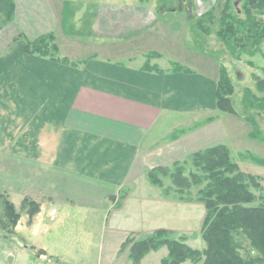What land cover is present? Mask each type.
Masks as SVG:
<instances>
[{"label":"crops","instance_id":"obj_1","mask_svg":"<svg viewBox=\"0 0 264 264\" xmlns=\"http://www.w3.org/2000/svg\"><path fill=\"white\" fill-rule=\"evenodd\" d=\"M198 1L203 11L214 5ZM14 3V19L0 28V192L23 208L26 222L24 200L40 208L36 221L17 229L27 246L0 243L2 261L133 264L124 245L159 229L186 236L194 248L204 203L174 197L149 173L174 169L217 145L263 156L264 148L250 139L245 119L217 108L219 62L178 31L189 5ZM47 35L69 62L24 51ZM48 208L51 216L72 219L61 222L65 236L76 242L87 236L93 257L51 252L43 223ZM193 210L200 212L196 230ZM166 257L161 247L140 264H162Z\"/></svg>","mask_w":264,"mask_h":264},{"label":"trees","instance_id":"obj_2","mask_svg":"<svg viewBox=\"0 0 264 264\" xmlns=\"http://www.w3.org/2000/svg\"><path fill=\"white\" fill-rule=\"evenodd\" d=\"M223 4L221 14L217 13L218 6L213 7L196 24L202 31L211 32V26L219 25V35L227 48L238 50L258 49L264 40V23L258 17L264 15V0H245L242 12L245 17L240 18L231 11L234 5L229 0ZM0 12L4 14L6 23L11 22L15 16L14 0H0ZM217 14V15H216ZM210 26H207V24ZM55 40L53 35H47L35 42L27 43L24 51L37 53L42 56H51L39 52V47L44 46L46 39ZM55 46V43H54ZM220 79L217 86V108L224 113L241 116L234 108L231 96L234 93L232 83L222 66ZM257 89L264 93V83L258 82ZM249 121V117L241 116ZM250 122V121H249ZM252 131L251 136H254ZM194 163L209 174L210 182L201 192L200 202L206 207L201 235L205 242L204 249H194L182 240H164L160 235L174 234L173 231L159 229L148 237L139 241L130 238L124 248L130 247L129 258L133 264H140L144 256L151 251L168 246L169 255L162 264H183L191 260L201 264H264V204L250 206L257 198L249 185L260 187L255 183V177L245 176L238 171L235 163L231 161L230 149L226 145L210 147L193 156ZM179 166V165H177ZM181 168V167H180ZM171 171L169 168L160 167L149 173L154 184L162 186L158 177L161 172L170 176L177 190L191 186V181L179 173V169ZM171 171V172H170ZM181 171V169H180ZM228 176L226 173L233 174ZM197 180L193 184H201L199 176L191 175ZM247 181L250 183H247ZM23 207L29 209L30 219L39 212V204L30 199H25ZM21 213L16 210L9 196L0 192V229L10 231L17 226ZM129 244V245H128Z\"/></svg>","mask_w":264,"mask_h":264},{"label":"rangeland","instance_id":"obj_3","mask_svg":"<svg viewBox=\"0 0 264 264\" xmlns=\"http://www.w3.org/2000/svg\"><path fill=\"white\" fill-rule=\"evenodd\" d=\"M96 1H102V0H96ZM146 3H155L156 5H167V4H183V5H189L190 11H185L182 15L183 17H178V31L179 33L182 31L186 32V39L191 40L192 44H194V47L197 49V51H201L202 53H205L206 56L211 57L212 59H215L219 62L220 71L222 66L225 67L226 74L228 75L230 82L232 83L234 93L231 96L232 104L234 105V108L238 114L241 116L249 117V121L246 120L249 124V128L254 131V136H251L250 139H253L261 144V148H264V93H261L257 89L258 82L264 83V40L261 42V45L258 49L252 48L249 50H238V49H232L227 48V46L222 42L220 35L218 33L219 31V25L211 26V32L207 33V31H202L201 28H199L196 24L197 20L202 18V15L205 14L207 11L212 9L215 6H218L220 3V7L217 8V13L221 14L223 4H226V0H214V5L208 7V10L203 9L206 6H201L200 2L198 0H142ZM231 5H234L233 8H236L237 10L231 9L234 14L236 12L239 13V17L243 18L245 17L244 13L242 12L243 4L245 3V0H229ZM194 7V11L192 10ZM164 13V11H162ZM217 15V14H216ZM190 19V20H189ZM258 19L264 23V15L258 17ZM8 24L5 21V16L3 13L0 12V28L3 27V25ZM207 26H210L208 23ZM182 33H180L181 36ZM56 40V38H55ZM51 41L50 39H46L44 41V46L39 47L38 51L42 53H46L47 55H53L55 57H59L60 60L70 61L69 58H66L63 56L62 52L60 51V48L56 41ZM55 43V46H54ZM221 73H219V79H220ZM218 79V81H219ZM3 94V92H2ZM238 116V117H241ZM243 118V117H241ZM244 119V118H243ZM230 149V148H229ZM230 158L233 163L236 164L238 171L240 173H243L245 176H251L255 177V183L258 184L260 187L252 186L249 183V188L252 191V193L257 197L260 198L263 196L262 199H256V201H253L250 206H256L260 205L261 203L264 204V156L258 155L256 153H239L234 152L230 149ZM181 167V168H180ZM176 168L179 169V173H183V176H185L187 179L191 181V186L188 188H184L183 191L177 190L178 187L175 186V184L172 182L170 176H166L159 173L158 177L162 181V186L166 187V189L169 190V192L174 191L175 193L172 194L174 197L184 200H190L194 202H199L201 197V192L206 189V186L210 182L209 174L205 172L203 169H200L197 167L194 163L193 157L180 164L179 166H176L174 169H170L171 171L175 170ZM170 171V172H171ZM237 172L233 174L226 173L228 176H234ZM191 175H196V177L199 176V179L201 180V184H193L196 183L197 180L192 178ZM25 209V208H24ZM27 209V212L29 214V209ZM17 210V209H16ZM48 212L44 213L43 216V223L45 225V228H48L50 230L47 235H49L50 241L48 240V245H46L48 248H50L51 252L56 255L60 256H88L91 255L88 253L90 251L88 243H86V239H88L87 236H81L79 237L81 239L80 242H76L73 239H76L72 235L65 236V232L67 228H65V224L61 223L62 221H70L72 219H63L61 220V215L58 216H51L50 208H48ZM18 212H23V220L21 222V218L19 222L17 223V226L12 228L10 231L7 232L0 229V243H8V244H17L18 246L25 247L28 245L27 240L24 238V236H21L17 229L20 225L21 229H27L28 224H32L33 220L36 221V214L26 222L28 216L27 213H24L23 208L20 207ZM20 212V213H21ZM200 215V212L197 210H193V220L194 223L192 224V228L196 230L195 228L200 225H198L197 220L198 216ZM19 228V229H20ZM151 233L147 234H140V235H134L132 237V241H139L142 239H145L148 237ZM184 235L174 233V234H163L159 237H162V239L166 240H182ZM186 237V236H185ZM196 237V235H195ZM198 237V236H197ZM79 241V240H78ZM129 245V244H128ZM131 247V245H129ZM192 246L194 249H201L203 246H205V242L203 241L202 237L200 236L198 240L194 241L192 243ZM129 247V249H130ZM168 249V255H169V248L168 246H163ZM128 248V247H126ZM93 257V255H91ZM2 261V258H0ZM6 260V258H5ZM4 262V264H12L8 261V259ZM188 264H201V263H195L191 260H186L184 263ZM35 264H47L45 262H36Z\"/></svg>","mask_w":264,"mask_h":264},{"label":"built area","instance_id":"obj_4","mask_svg":"<svg viewBox=\"0 0 264 264\" xmlns=\"http://www.w3.org/2000/svg\"><path fill=\"white\" fill-rule=\"evenodd\" d=\"M56 213V210L54 209V210H52V214H55Z\"/></svg>","mask_w":264,"mask_h":264}]
</instances>
